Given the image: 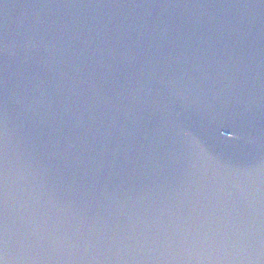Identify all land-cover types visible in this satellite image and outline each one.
Returning <instances> with one entry per match:
<instances>
[{"label":"water","instance_id":"obj_1","mask_svg":"<svg viewBox=\"0 0 264 264\" xmlns=\"http://www.w3.org/2000/svg\"><path fill=\"white\" fill-rule=\"evenodd\" d=\"M0 264H264V0H0Z\"/></svg>","mask_w":264,"mask_h":264}]
</instances>
